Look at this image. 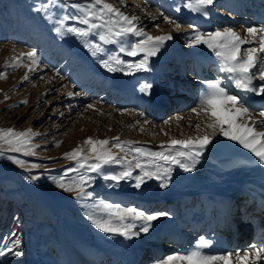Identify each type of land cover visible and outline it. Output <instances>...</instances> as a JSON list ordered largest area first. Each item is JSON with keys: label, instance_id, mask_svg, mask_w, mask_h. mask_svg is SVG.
I'll use <instances>...</instances> for the list:
<instances>
[{"label": "rangeland", "instance_id": "374dc122", "mask_svg": "<svg viewBox=\"0 0 264 264\" xmlns=\"http://www.w3.org/2000/svg\"><path fill=\"white\" fill-rule=\"evenodd\" d=\"M141 1L143 0H126L127 6H123L119 4L120 0H107L128 15L138 16V27L147 33L157 35L160 30L168 32L174 30L170 27L171 24L164 20L165 16L170 18L173 16V14L171 16L168 14L170 5L167 8L164 5L165 0H155L147 7L139 5ZM75 2H84V0H75ZM167 2L170 3L171 0ZM47 3L48 0H0V74L6 73V78H0V128H13L17 132L32 129V132L37 134L31 137L33 145L36 146L33 149L35 155L9 151L7 145L2 146L5 154L0 156V248H3L4 244L10 246V242L18 238L21 243L14 251L22 254L19 256L11 253L0 255V264H38L32 250V238L27 234L28 221L21 206L23 204L22 195L18 186L6 176L9 170L8 165L21 168L11 159L12 157L25 160L29 165L36 163L41 166L31 170L27 166L22 169L28 170L31 176L40 175L39 180L31 179V182H36L54 198L61 217L69 228L99 245L102 241L113 242L116 238L118 242H122L124 237L105 233L96 228L88 219V216L93 214L95 203L100 200L111 201L125 207H137L152 214L154 210L151 208L144 209V201L160 199L165 194L173 193L172 189L183 182L187 188L196 184L190 179L194 176H197L194 177L196 179L200 177L202 179L206 174L205 171L214 163L211 153L222 152L224 147V142L219 141L224 137L222 138L217 131L212 143L208 145L194 170L191 171L195 174H185L177 166L171 173L167 188L160 187L162 182L155 179L147 181L137 189L134 186V177L114 184L112 181L104 180L100 174L88 173L95 177L94 181L86 186V191L91 192L92 196L78 201L75 193L65 192L53 184L49 177L59 178L69 168L77 167V161L68 159L65 153H70L77 147H82L87 153L89 146L84 144V141L88 137L100 140L109 139L111 143L108 146L119 150L117 156L121 158L126 156L128 160H132L134 155L132 150L136 147L159 151L161 143H167L171 138L184 139L189 136L203 135L206 131L210 133L211 129L205 128L203 116L196 122H190L186 118L179 120L172 117L175 111H191L195 105L199 106L197 99L200 93L195 94V100L192 103L185 104L183 107L169 106L168 110L161 115H159V110L156 114L154 110L146 112L143 109L146 106L145 101L159 105L158 103L164 99V96L175 89L169 88L165 83L167 78H160L154 74V65L162 63L160 55L157 54L150 58V70L136 71L131 75L127 74V69L124 72H110L103 67L100 61L118 53L121 45H103L104 51L93 55L83 40L74 34H58L54 31L57 26L55 20L49 19L44 12L35 10ZM145 8L146 11L151 10V12L142 16V12L139 11ZM212 9L220 13L224 12L222 5H212ZM63 11L71 12L72 9L51 7L55 18H58ZM245 15L246 12L237 16V24L243 22L242 16ZM141 16L142 20H140ZM175 18H177L176 13ZM69 23H77V26H81L75 21ZM181 26L189 30L192 25L189 20L184 19ZM209 26L212 27L211 24ZM137 39L139 37H126L124 46L135 43ZM88 40L101 43L94 35L88 37ZM179 41L182 46L186 47L187 44L184 43L183 38ZM171 45L179 47L175 43ZM32 50L36 51L40 62L29 71L28 66L32 62L22 54ZM119 55L126 63L142 59V55L136 57L127 56L126 53H119ZM178 67L175 65L172 69ZM194 68L192 62L190 64L189 61L186 62L187 75L189 72H193L192 75H194L196 72ZM171 74L177 76V73L167 72V75L172 76ZM25 76L28 77L27 80L24 79ZM145 82L153 86L150 94L139 90ZM171 83L175 86L174 78ZM106 84L111 87H106ZM112 87L122 89L123 94L127 96L124 103L119 99L121 97L118 93L112 92ZM108 91L110 93H107ZM70 92L74 95L69 96ZM177 92L174 90L173 95H185V99L189 97L187 92L180 94ZM89 104L94 107L89 108ZM197 123L201 124L199 130L195 127ZM113 137H119L121 142L135 141L136 143L123 144L118 148L115 146L117 142L112 140ZM205 164L209 166L206 167ZM123 166L121 164L104 165L103 174L118 172ZM201 170L203 176L200 174ZM83 171L84 169H80L79 172H67L64 182L71 183ZM136 174H139V169H135L134 176ZM239 199L240 197H237L235 201ZM165 220L171 221L169 218ZM157 222L159 220L153 221L152 224ZM176 225L178 226V223L175 221ZM54 227L58 229V226L54 225ZM13 233L16 235L13 236ZM155 238L153 233L148 237L150 241ZM164 242L162 246L164 245L163 248L166 249L165 244L169 242ZM148 252V249L145 250L138 263L140 259L150 255V253L147 254ZM169 253L171 252H164V256L160 259L162 260ZM49 260L56 262L51 258Z\"/></svg>", "mask_w": 264, "mask_h": 264}, {"label": "snow or ice", "instance_id": "6c2138e0", "mask_svg": "<svg viewBox=\"0 0 264 264\" xmlns=\"http://www.w3.org/2000/svg\"><path fill=\"white\" fill-rule=\"evenodd\" d=\"M213 4L214 0H188L184 7L206 16L209 6ZM52 6L61 9L70 8L72 11H63L58 18H55V14L51 12ZM35 10L44 12L49 19L55 20L57 26L54 31L58 34H74L83 40L93 55L103 52V45H121L118 53L100 61L103 67L110 72H124L127 69V74L131 75L136 71L150 70V58L158 54L166 41L173 39L171 33L154 36L145 32L138 27V16L128 15L107 0H84V2L48 0L46 5ZM164 20L173 25L177 31L181 29L178 21L168 16H165ZM70 21L78 22L81 26H77V23L70 24ZM192 27L193 33L188 38L189 46L203 44L211 49L218 58L219 70L225 73L228 79L227 83L220 78L206 82L198 97L199 106L191 109L197 119L204 117L205 128L211 129V132L206 131L203 135L189 136L184 139L171 138L167 143H161L159 151L136 147L132 150L134 153L132 160H128L126 156L121 158L113 154L107 147L111 143L109 139L100 140L88 137L84 141V144L89 146L87 153L82 147L65 153L68 159L77 161V167L69 168L67 172H79L80 169L84 171L80 172L79 177L71 183L64 182L67 172L59 178L49 177L53 184L65 192L75 193L78 201L92 196L91 192L86 191V186L92 183L95 177L88 173L100 174L104 180L112 181L114 184L134 177V186L137 189L147 181L155 179L162 182L160 187L167 188L175 167L178 166L184 172L194 170L196 163L199 162L208 145L212 143L217 131L220 135L247 149L258 158L259 163L264 164V131H259L256 127L257 124L264 125V110L259 112V119L254 118L244 98L232 94L228 86L231 83L243 92L252 91L264 95V25L246 29L247 36L251 37V40L242 37L232 28L217 29L205 34L194 26ZM93 35L98 37L101 43L90 42L88 37ZM132 36L139 37V39L125 47V38ZM245 44L257 46H250L242 52V45ZM119 53H126L130 57L142 55V59L126 63ZM22 55L32 62L28 66L29 71L40 62L35 50ZM257 74L262 82L258 88L253 87V80ZM0 78H6V73L0 74ZM24 79L27 80L28 77L25 76ZM152 87V84L145 82L139 90L150 94ZM68 95L71 96L74 93L70 92ZM88 107L94 106L89 104ZM177 119H182V117ZM195 127L199 130L201 124L197 123ZM33 135L37 134L33 133L32 129L17 132L13 128H0V156L5 154L3 145H7L9 151L35 155L33 149L36 146L33 145L31 139ZM112 140L117 142L115 146L118 148L123 144L136 143L135 141L121 142L119 137H113ZM11 159L21 168L27 166L31 170L41 167L36 163L29 165L27 161L16 157ZM107 164L124 166L118 172L103 174V167ZM135 169H139V174L134 176ZM29 178L39 180L40 175L29 176ZM93 209V214L89 215L88 219L96 228L110 235H119L127 239L149 232L153 221L168 215L166 212L149 214L137 207H125L119 203L103 200L95 203ZM20 243V239L17 238L10 242V246L4 244L3 248H0V255L5 253L21 255V252L14 251ZM211 245V240L200 236L189 252L169 254L162 260H158L156 264H264V246L258 247L256 244H251L247 249L238 250L234 254L232 252L211 253L207 251Z\"/></svg>", "mask_w": 264, "mask_h": 264}, {"label": "bare ground", "instance_id": "6f19581e", "mask_svg": "<svg viewBox=\"0 0 264 264\" xmlns=\"http://www.w3.org/2000/svg\"><path fill=\"white\" fill-rule=\"evenodd\" d=\"M153 1L155 0H143L139 5L147 7ZM167 1L165 0L164 5L167 8L170 5L168 14L170 16L173 14L172 19L180 24L182 20L187 19L192 26L205 34L217 29L232 28L242 37L251 40V37L247 36L246 29L264 25V0H214L213 5H222L224 12L213 11L211 5L206 16L184 7L188 0H171L170 3ZM125 2L126 0H120L119 4L127 6ZM146 10L145 8L139 12H142V16L151 12V10ZM245 12L246 15L242 16V24H237V16ZM175 13L177 18H175ZM142 16L140 20L143 19ZM210 24L212 27L209 26ZM192 26L189 30H185L186 27L181 26L178 34H174L177 33V30L173 25L170 26L174 29L172 32L160 30L157 33V35L171 33L173 39L166 41L158 52L162 63L154 65V74L160 78H167L165 83L169 88H175L174 90L179 94L187 92L189 97L185 99V95H173V90L164 96V99L158 103L159 105L145 101L146 106L143 109L146 112L154 110L157 114V110H159V115L164 114L169 106L180 105L183 107L185 104L192 103L195 100V94H199L204 89L206 82L217 78L228 82L226 74L219 70L218 58L211 49L203 44L189 46L188 38L193 33ZM180 38H183L184 43L187 44L186 47L182 46ZM171 43L177 44L180 49ZM250 46L257 45H242L241 51L243 52ZM159 60L158 62H160ZM187 61L189 64L190 62L194 64L196 71L194 75H192L193 72H189L187 75ZM175 65L179 67L172 69V66L175 67ZM169 71L177 73V76L175 74L174 76L167 75ZM173 78L175 86L171 83ZM192 82L194 83L192 84ZM261 83L257 74L253 80V87L258 88ZM161 84L163 83L161 82ZM102 85L104 86V83ZM228 86L232 94L244 98L246 105L252 110L254 118L259 119V112L264 110V95L252 91L243 92L231 83ZM106 87L110 88L111 85L106 84ZM103 88L106 90L105 87ZM121 90L112 87V92L118 93L121 97L119 99L124 103L127 96ZM195 107L198 106L195 105ZM172 117L186 118L190 122L201 119H197L191 111L182 110L175 111ZM256 127L259 131H264V125L257 124ZM219 141L224 142L223 151L211 153L214 163L206 170L207 172L205 171L204 176L205 168L202 169L203 171L201 170L202 179H200L201 177L194 178L197 176L192 177L195 174L193 172H184L193 174L190 180L196 184L187 188L182 181V184L180 183L177 185L178 187L172 189L173 193L165 194L160 199L144 201V209L151 208L154 210L152 214L168 213L167 216L159 217L157 219L159 222L153 223L149 232L140 234L145 237L140 235L131 239L124 237L122 242H118L116 238L113 242L102 241L99 245L79 235L64 223L57 202L43 187L36 182H31L29 178L31 174L28 170L8 165L9 170L6 176L18 186L23 198L21 206L28 221L27 234L33 241L32 250L35 253L36 263L156 264L158 260H161L160 257L164 256V252H171L169 254L189 252L200 236L212 241L211 248L207 250L211 253L232 252L235 254L238 250L247 249L251 244H256L258 247L264 246V164L259 163L258 158L237 142L226 137ZM107 147L113 154H118L119 150L115 147ZM198 171L200 172L199 169ZM197 174L199 173L197 172ZM237 197L240 199L235 201ZM168 218L171 220L170 222L165 220ZM175 221L178 226H175ZM54 225L58 226V229ZM152 233L156 238L150 241L148 237ZM164 241L169 242L165 244L166 249L163 248L164 245L162 246ZM147 249L149 251L147 254L150 253V255L140 259L138 263L139 258ZM49 258L56 262L53 263Z\"/></svg>", "mask_w": 264, "mask_h": 264}]
</instances>
